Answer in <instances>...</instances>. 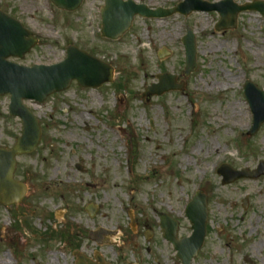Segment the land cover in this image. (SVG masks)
<instances>
[{
    "label": "rangeland",
    "instance_id": "obj_1",
    "mask_svg": "<svg viewBox=\"0 0 264 264\" xmlns=\"http://www.w3.org/2000/svg\"><path fill=\"white\" fill-rule=\"evenodd\" d=\"M133 1L170 9L183 0ZM102 6L103 0H83L66 13L50 0H0V11L38 39L12 62L50 66L74 45L114 68L113 81L100 88L73 82L41 104L26 103L41 139L17 159L15 178L27 195L18 205H0V264H75V253L91 261L97 255L103 264H181L159 217L177 222V240L190 237L184 211L197 191L207 198L208 220L191 264H264V174L222 184L216 171L222 164L254 171L264 163V124L246 135L252 114L242 92L246 80L264 90L261 15L241 13L236 29L223 34L214 31L216 13L136 17L110 42L100 37ZM186 27L196 39L197 67L183 78ZM161 50L169 56L159 60ZM162 73L175 75L182 91L142 96ZM8 106L9 96H1L0 148L6 149L21 130ZM99 229L111 233L102 245L88 239Z\"/></svg>",
    "mask_w": 264,
    "mask_h": 264
},
{
    "label": "water",
    "instance_id": "obj_2",
    "mask_svg": "<svg viewBox=\"0 0 264 264\" xmlns=\"http://www.w3.org/2000/svg\"><path fill=\"white\" fill-rule=\"evenodd\" d=\"M57 10L68 13L76 11L82 0H51ZM193 12L217 13L219 21L215 24V31L235 30L237 18L240 13L256 12L264 19V2L252 1L248 4L238 5L232 0H223L215 4L202 0H184L170 9H149L144 5H136L132 0H104L100 11L101 37L116 41L124 36L130 28L134 17L144 19L170 18L178 14L187 17ZM37 43L33 35L25 30L18 21L7 14L0 12V96L10 95L8 113L20 119L22 130L20 138L9 150L0 148V204H18L26 194V187L13 179L16 171V157L30 154L34 151L40 139V127L35 116L24 106L23 101L34 100L41 103L54 93L66 90L73 81L80 88H99L103 84L112 82L113 68L85 51H80L74 46L66 50L67 58L61 63L45 66L23 67L8 61L9 58H24ZM185 50V66L183 77L194 73L197 67L196 39L190 28L182 38ZM167 54L161 52L159 59ZM158 83L151 84L145 89L143 96L161 97L163 93L182 91V85L175 84L176 76L163 74L157 77ZM244 97L253 115L252 128L247 136L254 134L264 124V91L249 81L243 87ZM256 171L232 170L228 165H222L218 174L222 177L223 184H231L234 180L242 178L256 179L264 174V163L260 162ZM192 201L187 205L185 217L189 220L193 230L191 237L176 240L177 224L171 219L161 217L160 230L164 239L171 242L177 251V259L182 264H191V260L200 251L203 245L207 222V205L204 194L195 193ZM246 205V201H244ZM92 216V207L87 208ZM99 233H90L89 239L94 240ZM102 234V232H100ZM98 243L101 242L98 240ZM96 260L101 263L97 257ZM77 264H92L82 256L78 257ZM94 264V263H93ZM251 264V263H249Z\"/></svg>",
    "mask_w": 264,
    "mask_h": 264
}]
</instances>
